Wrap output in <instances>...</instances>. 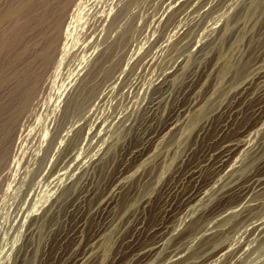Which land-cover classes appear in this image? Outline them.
I'll list each match as a JSON object with an SVG mask.
<instances>
[{
    "label": "rangeland",
    "instance_id": "1",
    "mask_svg": "<svg viewBox=\"0 0 264 264\" xmlns=\"http://www.w3.org/2000/svg\"><path fill=\"white\" fill-rule=\"evenodd\" d=\"M8 1L3 6L0 0L1 13L18 2ZM94 1L101 8L113 7V12L123 8L121 23L117 20L103 43L110 49L95 62L82 90L78 81L77 92L70 88L74 102L68 114L61 111L68 89L61 92L79 54L67 56V67L63 63L56 72L55 64L45 76L44 92L30 107L32 122L40 129L46 123L49 131L52 123H61L62 130L68 129L62 134L69 133L55 155L33 160L37 143L28 140L21 154L15 147L10 152L14 157L9 155L1 167L5 177L0 175V264H264V0H254L252 7L250 0H127V5L126 0ZM250 28H256L254 33ZM218 49L221 58L225 54L222 59ZM90 59L85 69L95 60ZM222 63L232 65L225 69ZM78 125L82 131L74 133ZM69 134L77 139L72 136L66 148ZM105 158L112 159V165ZM21 167L26 175H20Z\"/></svg>",
    "mask_w": 264,
    "mask_h": 264
},
{
    "label": "bare ground",
    "instance_id": "2",
    "mask_svg": "<svg viewBox=\"0 0 264 264\" xmlns=\"http://www.w3.org/2000/svg\"><path fill=\"white\" fill-rule=\"evenodd\" d=\"M18 2H16V4L12 5V4H8L5 6V9L4 11L1 13L0 12V25L5 21H7L3 26L2 30H0V170H1V167H4L6 166V163L7 162V159L9 157V155H12L13 154H10V152L16 147L18 148V150L20 148L23 147V144L26 145V142L28 140H31V142H36L37 146V150L35 151V153L33 155H31L30 153L27 152V154H30L32 157H33V160L37 157L38 159L46 156L48 153L50 152H53L54 155H55V150L58 149L60 146V143H61V140L62 139H65L66 136H68L67 134L69 133L68 131L67 132H64L62 134V131H64L66 128L64 126V130H62L60 124H56V123H52V127L49 131V129L46 127V123H45V128H39L37 124H34L35 122H32V118H31V115L33 113H31V106L33 105L34 101L35 100H38L39 98V95H41V92L43 91V87H45V76L47 75V73L49 71H51L50 69L52 68V66H55V69L54 71L58 72L57 69L60 67H64V65H62L64 62H65V59H67V56L70 55L71 57V54H72V57L73 55H77L79 54V61L78 63L74 64L75 67H73L71 70L72 73L71 76H70V80L67 79V76H66V79H67V84L63 87V92L61 93H64V91L66 89L67 92L66 94H64V98H63V103H62V108H61V111L63 112V114L70 112L69 108L71 109V106L73 105V102H74V98H71L70 96V88L71 87H74L75 83L78 81V84H77V88H79V85L81 86V84L85 81V78L90 75H92L91 73L92 72V69L94 68V65L96 64L95 62L98 60V59H101L102 56L106 55L107 53V49H110V48H105L104 46L106 45L105 43H107V37L108 35L111 34L113 28H114V25L120 20H118L119 17H121V14H122V9L120 10H116L114 9L115 12L112 11V6L111 5H108V6H111L112 8H109V9H105V8H101V7H98L96 2H98V0H95L93 3V0H17ZM102 1V0H100ZM104 1V0H103ZM129 1V0H128ZM126 0V4L127 5V2ZM133 1V0H131ZM258 1V0H257ZM262 1V0H261ZM2 2V0H1ZM5 2V0L3 1ZM2 2V4H3ZM7 2H9L7 0ZM122 2V1H121ZM124 2V1H123ZM145 2V1H144ZM149 2V1H148ZM175 2V1H174ZM230 2V1H229ZM249 2L250 3H247L251 5V7L253 6L252 3H255L254 0H250ZM264 2V1H263ZM181 3V2H180ZM102 4V2H101ZM124 4V3H123ZM176 4V3H175ZM244 4V3H243ZM261 4V3H260ZM259 4V5H260ZM1 5V4H0ZM222 5V4H221ZM241 5V4H240ZM249 5V6H250ZM255 5V4H254ZM264 6V4H262ZM261 5V6H262ZM4 6V4H3ZM187 6V4H186ZM200 6V5H199ZM248 6V8H250ZM120 7V6H119ZM123 7V6H122ZM126 7V6H125ZM130 7V6H129ZM152 7V6H151ZM184 7V6H183ZM195 7V6H194ZM202 7V6H201ZM215 7V6H214ZM217 7V6H216ZM256 7V6H255ZM4 8V7H3ZM127 8V7H126ZM242 8V7H241ZM264 9V7H262ZM118 9V8H117ZM194 9V8H193ZM208 9V8H207ZM210 9V8H209ZM215 9V8H214ZM247 9V7H246ZM257 9V8H256ZM144 10V9H143ZM158 10V8H157ZM176 10V9H175ZM220 10V9H218ZM250 10V9H249ZM248 11V10H246ZM246 11H244L246 13ZM256 11V10H255ZM254 11V12H255ZM259 11V10H258ZM264 11V10H263ZM125 12V11H124ZM146 12V11H145ZM165 12V11H164ZM215 12V11H214ZM242 12V10H241ZM252 12V11H251ZM126 13V12H125ZM129 13V11H128ZM134 13V12H133ZM238 13V12H237ZM260 13V11H259ZM262 13V12H261ZM136 14V13H135ZM191 14V13H190ZM204 14V13H203ZM209 14V13H208ZM221 14V13H220ZM248 14V12H247ZM246 14V15H247ZM264 14V13H263ZM123 15V14H122ZM150 15V14H149ZM206 15V14H205ZM241 15L244 16L243 12L242 14H239V17H241ZM254 15V14H253ZM242 16V17H243ZM123 17V16H122ZM126 17V14L125 16ZM133 17V16H132ZM200 17V16H199ZM238 17V16H236ZM235 17V18H236ZM241 17V19H242ZM253 17V16H252ZM145 18V17H144ZM207 18V17H206ZM251 18V17H250ZM255 18V17H254ZM258 20L261 18L259 17H256ZM264 18V16H263ZM191 19V18H190ZM200 19V18H199ZM230 19V17H229ZM244 19V18H243ZM262 19V18H261ZM118 20V21H117ZM238 20V19H237ZM167 21V20H166ZM196 21V20H195ZM213 21V20H212ZM239 21H243V20H239ZM238 21V22H239ZM245 21V19H244ZM254 21V20H253ZM257 21V20H256ZM168 22V21H167ZM230 22V21H229ZM262 22V21H261ZM261 22H260V25H261ZM121 23V22H120ZM119 23V24H120ZM211 23V22H210ZM232 23V22H231ZM258 23V21H257ZM118 24V25H119ZM264 23H262V26H263ZM129 25V23L127 24ZM132 25V23H131ZM129 25V26H131ZM167 25V24H166ZM229 25V24H227ZM226 25V27H227ZM124 26V25H123ZM143 26V25H142ZM203 26V25H202ZM222 26V25H221ZM231 26V24H230ZM228 26V27H230ZM125 27H126V24H125ZM124 27V28H125ZM139 27V26H138ZM170 27V26H169ZM225 27V26H224ZM237 27V26H236ZM243 27V25H242ZM254 27V25H253ZM264 27V26H263ZM119 28V27H117ZM123 28V29H124ZM128 28V26H127ZM152 28V27H151ZM161 28V27H160ZM164 28V27H163ZM199 28V27H198ZM223 28V27H222ZM233 28V27H232ZM230 27V30L232 29ZM122 29V30H123ZM126 29V28H125ZM147 29V28H146ZM188 29V28H187ZM186 29V30H187ZM252 29V28H250ZM256 29V28H255ZM255 29L253 30V33L255 31ZM120 30V29H119ZM127 31H129L128 29H126ZM171 30V29H170ZM224 30V29H223ZM222 30V31H223ZM225 30H227L225 28ZM229 30V28H228ZM227 30V32H228ZM264 30V29H263ZM141 31V30H140ZM146 31V30H145ZM185 31V30H183ZM211 31V30H210ZM209 31V32H210ZM216 31V30H215ZM221 31V32H222ZM232 31V30H231ZM239 31V30H238ZM132 32V31H131ZM158 32V31H157ZM245 32V31H244ZM139 33V32H138ZM149 33V32H148ZM191 33V32H189ZM229 33V32H228ZM233 33V32H232ZM241 33V31L239 32ZM238 33V34H239ZM249 33V32H248ZM119 34H121V32H119ZM153 34V33H152ZM196 34V33H195ZM218 34V33H217ZM225 34H226V31H225ZM235 34V33H234ZM242 34V33H241ZM240 36H243L241 35ZM252 34V33H251ZM262 34V33H261ZM112 35V34H111ZM123 35V34H122ZM144 35V34H143ZM157 35V34H156ZM160 35V34H159ZM181 35V34H180ZM221 35H223L224 37V34L221 33ZM237 35V34H236ZM119 36V35H118ZM124 36V35H123ZM158 36V35H157ZM192 36V35H191ZM110 37V36H109ZM114 37V36H112ZM189 37V36H188ZM226 37V36H225ZM237 37V40L240 39V37L236 36ZM116 38V36H115ZM121 38V36H120ZM176 38V37H175ZM187 38V37H185ZM192 38V37H191ZM232 38H234L235 40V37L232 36ZM245 38V37H244ZM263 38V37H262ZM122 39H125L122 37ZM188 39V38H187ZM220 39V37H219ZM222 39V38H221ZM117 40V39H116ZM182 40V39H181ZM185 40V39H183ZM190 40V38H189ZM208 40V39H207ZM206 40V41H207ZM233 40V39H232ZM243 40V39H242ZM245 40V39H244ZM249 40V39H248ZM110 41H112V39H110L108 41V43H110ZM119 41V39L117 40ZM114 40V42H117ZM122 41V40H121ZM124 41V40H123ZM157 41V40H156ZM180 41V40H179ZM178 41V42H179ZM188 41V40H186ZM214 41V40H213ZM212 41V42H213ZM223 41V40H222ZM241 41V40H239ZM238 41V42H239ZM247 41V39H246ZM253 41V39H252ZM251 41V42H252ZM259 41V40H258ZM120 42V41H119ZM162 42V41H161ZM175 42V41H174ZM182 42V41H181ZM229 42V41H228ZM250 42V44H251ZM103 43L105 44L103 46ZM113 42H111L112 44ZM167 43V42H166ZM187 43V42H185ZM201 43V42H200ZM234 44H236V42H233ZM233 43H231V45H233ZM245 43V42H244ZM254 43V41L252 42V44ZM259 43V42H258ZM111 44L109 45V47L111 46ZM114 44V43H113ZM118 44V43H117ZM178 45V43H176ZM180 44V42H179ZM205 44V43H203ZM238 44V43H237ZM236 44V45H237ZM241 44V43H240ZM108 45V44H107ZM120 45L121 47V44H118ZM123 45V43H122ZM207 45V44H206ZM229 45V44H228ZM230 45V46H231ZM239 45V44H238ZM259 45V44H258ZM261 45V43H260ZM263 45V44H262ZM117 46V45H116ZM201 46V45H200ZM205 46V45H204ZM235 46V45H234ZM245 46V45H244ZM112 47V46H111ZM119 47V48H120ZM181 47V46H180ZM227 47V46H226ZM138 48V47H137ZM177 48V47H176ZM188 48V47H187ZM203 48V47H202ZM215 48V47H214ZM231 48V47H230ZM229 48V49H230ZM236 48V47H234ZM233 46H232V50L234 49ZM249 48V47H248ZM253 48V46H252ZM260 48V47H259ZM175 49V48H173ZM172 49V50H173ZM179 49V47H178ZM177 49V50H178ZM241 49H243L241 47ZM115 50V49H114ZM119 50V49H118ZM176 50V49H175ZM185 50V49H184ZM219 50V49H218ZM224 50V49H223ZM244 50V49H243ZM250 50V49H249ZM127 51V50H126ZM144 51V50H143ZM166 51H169L168 49ZM203 51V50H202ZM216 51V50H215ZM231 51V50H230ZM235 51V50H234ZM241 51V50H240ZM248 51V50H247ZM261 50H259L260 52ZM112 51L110 50V53ZM120 52V51H119ZM118 52V53H119ZM136 52V51H135ZM214 52V51H213ZM220 52L221 50H219V54H217L218 57H220ZM242 52V51H241ZM256 51H254L255 53ZM262 52H263V49H262ZM109 53V52H108ZM117 53V51H116ZM115 53V54H116ZM174 53V51H173ZM182 53V52H181ZM180 53V54H181ZM228 53V52H227ZM234 53V52H233ZM114 54V55H115ZM167 54V53H166ZM196 54V53H195ZM241 54V53H240ZM260 53H258L259 55ZM112 55V54H111ZM121 55V54H120ZM123 55V53H122ZM147 55V54H146ZM150 55V54H149ZM170 55V54H169ZM223 55H225L223 53ZM222 56L225 57V56ZM231 55V54H230ZM228 55V56H230ZM236 55H237V52H236ZM257 55V54H256ZM257 55V56H258ZM261 55V54H260ZM145 56V55H144ZM157 56V55H156ZM215 56V57H217ZM227 56V57H228ZM240 56V55H239ZM75 57V56H74ZM73 57V58H74ZM89 57L92 59V58H95L94 62L90 65V68L89 69H85L87 68L86 65H87V61L89 59ZM111 57V56H110ZM167 57V56H166ZM194 57V56H193ZM232 57V56H231ZM76 58V57H75ZM114 57H112L113 59ZM119 58V57H118ZM196 58V57H195ZM199 58V56H198ZM203 58V57H202ZM221 58V57H220ZM221 58V59H222ZM257 58V57H256ZM263 58V57H262ZM91 59H90V62H91ZM105 58L102 59V61L104 60ZM171 59V58H170ZM218 59V58H217ZM220 59V60H221ZM228 59V58H227ZM230 61H231V58H229ZM228 59V61H229ZM70 60V59H69ZM93 60V59H92ZM122 60V58H121ZM161 60V59H160ZM174 60V59H173ZM194 60V59H193ZM214 60V59H213ZM219 60V62L221 63V61ZM225 61V59H223ZM233 60V59H232ZM255 60V59H254ZM262 60V59H261ZM74 61V59H73ZM76 61V60H75ZM105 61V60H104ZM204 61V60H203ZM209 61V60H208ZM212 61V60H211ZM227 61V60H226ZM238 63H239V60H237ZM242 61V60H241ZM240 61V63H241ZM71 62V60H70ZM217 62V61H216ZM250 62H253V61H250ZM73 63V62H71ZM237 63V64H238ZM65 64V63H64ZM67 64H69V62H67ZM90 64V63H89ZM103 64V62H102ZM100 64V65H102ZM111 64V63H110ZM218 64V63H217ZM223 64V63H222ZM230 64V63H229ZM228 62L226 65H229ZM62 65V66H61ZM66 65V64H65ZM97 65H98V62H97ZM99 65V66H100ZM112 65V64H111ZM115 65V64H114ZM224 65V64H223ZM232 65V64H231ZM230 65V66H231ZM236 64H234V60H233V65L232 66H235ZM241 65V64H239ZM238 65V67H239ZM242 65H243V62H242ZM68 65H66L67 67ZM70 66V65H69ZM73 65H71L72 67ZM98 66V67H99ZM126 66V65H125ZM159 66V65H158ZM189 66V65H188ZM214 66V65H213ZM221 66V64H220ZM225 66V65H224ZM230 66H225V69ZM245 66V64H244ZM243 66V67H244ZM66 67H65V70H66ZM131 67V66H130ZM222 67V66H221ZM237 67V65H236ZM235 67V68H236ZM256 67V65H255ZM109 68V67H108ZM157 68V67H156ZM198 69V68H197ZM200 69V68H199ZM219 69L221 70V68L219 67ZM224 69V70H225ZM233 70V68H231ZM238 70V68H236ZM240 69V67H239ZM243 69V68H242ZM240 69V70H242ZM62 70V69H61ZM70 70V71H71ZM94 70V69H93ZM192 70V69H191ZM217 70V69H216ZM223 70V71H224ZM230 70V69H229ZM228 70V71H229ZM53 71V70H52ZM68 71V70H67ZM105 71V70H104ZM223 71H221L223 73ZM231 71V70H230ZM234 71L236 72V70L234 69ZM254 71V70H253ZM131 72V71H130ZM129 72V73H130ZM147 72V71H146ZM233 72V73H235ZM238 72V71H237ZM50 73V72H49ZM61 73V71H60ZM63 73H64V69H63ZM67 73V72H66ZM97 73V72H96ZM211 73V72H210ZM218 73V72H217ZM221 73V74H222ZM241 73V72H240ZM245 73V72H244ZM243 73V74H244ZM251 73V72H250ZM56 75V73H54ZM58 74V73H57ZM102 74V73H101ZM109 74V73H108ZM226 73L223 74V76L225 75ZM232 74V73H231ZM236 74V73H235ZM234 74V75H235ZM105 75V74H104ZM115 75V74H114ZM194 75V74H193ZM196 75V74H195ZM200 75V74H199ZM216 75V73H215ZM230 75V74H229ZM233 75V74H232ZM62 76V75H61ZM102 76V75H101ZM109 76V75H108ZM206 76V75H205ZM221 75V78L223 77ZM227 76V75H226ZM231 76V75H230ZM57 77V76H56ZM59 77H60V74H59ZM96 77V76H95ZM103 77V76H102ZM198 77V76H197ZM211 77V76H210ZM220 77V76H219ZM218 77V78H219ZM236 77V76H235ZM55 78V77H54ZM58 78V77H57ZM55 78V79H57ZM65 79V77H63ZM108 78V77H107ZM224 78H226L224 76ZM234 78V77H233ZM62 79V77H61ZM62 79V80H64ZM89 79V78H88ZM201 79V78H200ZM229 79V78H228ZM237 78H235L236 80ZM248 79V78H247ZM95 80V79H94ZM105 80V79H104ZM197 80V79H196ZM219 80V79H218ZM224 80V79H223ZM47 81V79H46ZM93 81V80H92ZM107 81V80H106ZM198 81V80H197ZM202 81V80H201ZM207 81V80H206ZM209 81V80H208ZM62 82V81H61ZM90 82V81H89ZM88 82V83H89ZM109 82V81H107ZM188 82V81H187ZM194 82V81H193ZM192 82V83H193ZM215 82V80H214ZM218 82V81H217ZM231 82V81H230ZM237 82V81H236ZM49 83V82H48ZM98 83V82H97ZM234 83V82H233ZM64 84V82H63ZM92 84H94L92 82ZM96 84V83H95ZM188 84V83H187ZM219 84H220V81H219ZM222 84V83H221ZM224 84V83H223ZM50 85V83H49ZM67 85H70L69 88H67ZM97 85V84H96ZM191 85V84H190ZM214 85V84H212ZM57 86V85H56ZM83 86V84H82ZM82 86H81V90H82ZM100 86V84H99ZM208 86V85H207ZM221 86V85H220ZM231 86V85H230ZM54 87V85H53ZM94 87V86H93ZM217 87V86H216ZM222 87V86H221ZM220 87V89H221ZM52 88V87H51ZM57 88V87H56ZM154 88V87H153ZM205 88V87H204ZM223 88V87H222ZM236 88V87H235ZM46 89V88H44ZM54 89V88H53ZM74 89H76V86L74 87ZM100 89V88H99ZM120 89V88H119ZM156 89V88H155ZM217 89H219V87H217ZM220 89L218 91H220ZM240 89V87H239ZM47 90H50L49 87ZM60 90V89H59ZM79 90V89H78ZM127 90V89H126ZM135 90V88H134ZM184 90V89H182ZM57 91V90H55ZM54 91V92H55ZM74 91V90H73ZM152 91V90H151ZM159 91V89H158ZM217 91V93H218ZM44 92V91H43ZM76 92H77V89H76ZM81 91L79 90L78 93H80ZM209 92V91H208ZM221 92V91H220ZM236 92V91H235ZM238 92V91H237ZM94 93V92H93ZM188 93V92H187ZM190 93V92H189ZM223 93V92H222ZM221 93V94H222ZM231 93V92H230ZM45 94V93H44ZM51 94V93H50ZM57 94V93H56ZM59 94H60V91H59ZM95 94V93H94ZM131 94V93H130ZM234 94V93H233ZM97 95V94H96ZM149 95V93H148ZM215 95V94H214ZM220 95V94H219ZM236 95V94H235ZM238 95V94H237ZM49 96V95H48ZM51 96V95H50ZM56 95H54V99L57 98L55 97ZM60 96V95H59ZM131 96V95H130ZM129 96V97H130ZM227 96V95H226ZM86 97V96H84ZM215 97V96H214ZM53 98V97H52ZM202 98V97H201ZM53 99V100H54ZM58 99V98H57ZM60 99V98H59ZM211 99V98H210ZM44 100V99H43ZM42 100V101H43ZM46 100V99H45ZM52 100V102L50 101V105L53 106L51 103H53L54 101ZM56 100V99H55ZM233 100V99H232ZM41 101V102H42ZM39 102V103H41ZM49 102V100H48ZM57 102V101H56ZM59 102V101H58ZM57 102V103H58ZM88 103V101H86ZM173 102V101H171ZM212 102V101H211ZM45 104H47L45 101H44ZM60 103V102H59ZM196 103V102H195ZM213 103V102H212ZM36 104V103H35ZM44 104V105H45ZM48 104V105H49ZM54 104V103H53ZM75 104V103H74ZM172 104V103H171ZM211 104V103H210ZM216 105V104H215ZM34 106V105H33ZM46 106V105H45ZM44 106V107H45ZM56 107L58 106L57 104L55 105ZM60 106V105H59ZM58 106V107H59ZM207 106V105H206ZM36 107H37V104H36ZM41 108V106H38ZM76 107V106H75ZM113 107V106H112ZM116 107V106H114ZM113 107V108H114ZM124 107V105H123ZM205 107V106H204ZM223 107V106H222ZM54 108V107H53ZM52 108V109H53ZM118 108V107H117ZM127 108V107H126ZM195 108V107H194ZM38 109V108H37ZM45 109V108H43ZM197 109V108H196ZM206 109V107H205ZM204 109V111H205ZM209 109L210 106H209ZM213 109V108H212ZM219 109V108H218ZM49 113V109H46ZM58 110V108H57ZM69 110V111H68ZM84 110V109H83ZM114 110V109H113ZM34 110H32L33 112ZM38 111V110H37ZM36 111V112H37ZM39 111L41 112L42 109H39ZM39 111H38V114H39ZM54 111V110H52ZM51 111V112H52ZM60 111V110H58ZM61 111L59 113H61ZM68 111V112H67ZM78 111L80 112L81 110L78 109ZM211 111V110H210ZM73 112V111H72ZM192 112V111H191ZM203 112V111H202ZM45 113V112H44ZM53 113V112H52ZM57 113V112H56ZM75 113V111H74ZM189 113V112H188ZM204 113V112H203ZM206 113H210L208 112V110H206ZM35 114V113H34ZM77 114V113H76ZM84 114V113H83ZM190 114V113H189ZM188 114V115H189ZM37 115V113H36ZM58 115V114H56ZM62 115V113L60 114ZM194 115V114H193ZM192 115V116H193ZM197 115V114H196ZM215 115V114H213ZM220 115V114H219ZM59 116V115H58ZM73 116V115H72ZM117 116V115H116ZM198 116V115H197ZM57 117V116H56ZM69 117V116H67ZM112 117V116H111ZM191 117V115L189 116ZM200 117V116H199ZM202 117V116H201ZM216 117V116H215ZM220 117V116H219ZM38 118V117H37ZM41 118V117H40ZM46 118L45 116L43 117V119ZM52 118V117H51ZM50 118V119H51ZM55 118V117H53ZM52 118V119H53ZM195 118V117H194ZM35 118L33 117V120ZM49 119V117L47 118ZM110 119V118H109ZM137 119V118H136ZM202 119V118H201ZM45 120V119H44ZM60 120V118H59ZM63 120V123L66 124V122H64V119H61ZM66 120V119H65ZM189 120V119H188ZM187 120V121H188ZM199 120V119H198ZM197 120V121H198ZM206 120V119H205ZM37 122H39L40 124V121L36 120ZM49 121V120H48ZM46 121V122H48ZM54 121V120H53ZM58 120H56L55 122H57ZM137 121V120H136ZM186 121V120H185ZM191 121V120H190ZM220 121V120H219ZM243 121V120H242ZM45 122V121H44ZM51 122V120L49 121ZM60 122V121H59ZM192 122V121H191ZM190 122V123H191ZM194 122V121H193ZM216 122V121H215ZM237 122V121H236ZM58 123V122H57ZM62 123V125H63ZM68 123V122H67ZM74 123V122H73ZM121 123V122H120ZM187 123V122H186ZM50 124V123H48ZM139 124V123H138ZM209 124V123H208ZM241 124V123H240ZM75 125V124H74ZM82 125V123H81ZM134 125V124H133ZM190 125V124H189ZM236 125V124H235ZM49 126V125H48ZM135 126V125H134ZM192 126V125H190ZM208 126V125H207ZM70 127V126H69ZM216 127V126H215ZM82 126H79L78 125V128L74 130V133H78L80 131H82ZM134 128V127H133ZM180 128V126L178 127V129ZM185 129H186V132H187V127L185 126ZM193 129V127H191V130ZM210 129V128H209ZM263 129V128H262ZM68 130V129H66ZM65 130V131H66ZM112 130V129H111ZM84 131V130H83ZM180 131H184L183 130H180ZM185 132V131H184ZM190 132V130L188 131ZM259 132V131H258ZM261 132V131H260ZM168 133V132H167ZM172 133V132H171ZM182 134V132H181ZM186 134V133H185ZM74 135V134H73ZM72 135V136H73ZM85 135V134H84ZM128 135V134H127ZM134 135V134H132ZM196 135V134H195ZM207 135V134H206ZM71 136V137H72ZM82 136V135H81ZM171 136V135H170ZM260 136V135H259ZM71 137H70V134H69V137L66 138V148H67V145L69 144V142H71ZM74 137V136H73ZM72 137V138H73ZM121 137V136H120ZM175 137V136H174ZM177 137V136H176ZM182 137V136H181ZM209 137V136H208ZM136 138V137H135ZM173 138V136L171 137V139ZM186 138V137H185ZM192 138V137H190ZM59 139V141H58ZM75 138L74 137V141H75ZM178 139V138H177ZM72 140V142H73ZM170 140V138H169ZM174 140V138H173ZM63 141V140H62ZM78 142V140H76ZM64 142V141H63ZM187 142H189L187 140ZM28 143V142H27ZM30 143V142H29ZM28 143V144H29ZM135 143V142H134ZM165 143V141L163 142V144ZM173 143V142H172ZM34 144V143H33ZM72 144V143H71ZM75 144V143H74ZM125 144V143H124ZM193 144V143H192ZM35 145V144H34ZM33 145V146H34ZM63 145V144H61ZM94 145V144H93ZM92 145V146H93ZM165 145V144H164ZM162 146V147H166V146ZM172 145V144H171ZM27 146V145H26ZM110 146V145H109ZM120 146V145H119ZM170 146V145H169ZM184 146V145H183ZM32 147V146H31ZM31 147H28L31 148ZM71 147V146H70ZM122 147V146H121ZM189 147V145L187 146ZM191 147V146H190ZM15 148V149H16ZM26 148V147H24ZM33 148V147H32ZM62 148V147H61ZM65 148V147H64ZM104 148V147H103ZM106 148V147H105ZM108 148V147H107ZM14 149V151H15ZM27 149V150H28ZM186 149V148H185ZM260 149V148H259ZM264 149V148H263ZM20 150H23L20 149ZM19 150V151H20ZM25 150V149H24ZM26 150V151H27ZM34 150H35V147H34ZM59 150H61L59 148ZM90 150V149H89ZM182 150V149H181ZM191 150V149H190ZM13 151V152H14ZM107 151V150H106ZM170 151V149H169ZM188 151V150H187ZM25 152V151H22V153ZM29 152L30 149H29ZM260 152V151H259ZM264 152V151H262ZM18 153V152H17ZM57 153H59V151H57ZM118 153V152H117ZM156 153V152H155ZM254 153V152H253ZM261 153V152H260ZM20 154H21V151H20ZM19 154V155H20ZM153 154V153H152ZM17 155V154H16ZM24 155V153L22 154V156ZM106 155V154H105ZM115 155V154H114ZM12 156L10 158H12ZM21 156V155H20ZM19 156V157H20ZM21 156V157H22ZM30 156V157H31ZM248 156V155H247ZM14 157V156H13ZM18 157V156H17ZM32 157H31V160H32ZM161 157V155H160ZM174 157V156H173ZM108 158V157H107ZM245 158V157H244ZM249 158V156H248ZM247 158V160H248ZM19 159H24L23 157L22 158H19ZM114 159V157H113ZM118 159V158H117ZM252 159V158H251ZM11 160V159H10ZM26 160V159H24ZM32 160V161H33ZM106 161H108L106 158H105ZM110 160V158H109ZM115 160V159H114ZM113 160V161H114ZM257 160V159H255ZM254 160V161H255ZM15 161V160H14ZM22 160L18 161V163L20 164ZM29 161V159H28ZM27 161V162H28ZM111 161H108L110 162L111 164ZM161 161V159H160ZM159 161V162H160ZM12 162V161H9V163ZM30 162V161H29ZM151 162V161H150ZM247 162V161H246ZM24 161L21 162V164H23ZM26 163V162H25ZM31 163V162H30ZM157 163V162H154V164ZM251 163V162H250ZM257 163V162H256ZM16 164V165H15ZM14 164V166H17V162ZM115 164V163H114ZM133 164V163H132ZM131 164V165H132ZM8 165V164H7ZM13 165V164H11ZM25 165V164H23ZM28 165V164H27ZM30 165V164H29ZM28 165V166H29ZM112 165V164H111ZM110 165V167H111ZM171 165V164H170ZM255 165V164H254ZM19 166V165H18ZM22 166V165H21ZM26 166V165H25ZM24 166V167H25ZM26 166V167H28ZM99 166V165H98ZM104 166V165H102ZM101 166V167H102ZM158 166V165H157ZM163 166V165H162ZM100 167V168H101ZM147 167V166H146ZM249 167V166H248ZM7 168V167H6ZM31 168V167H30ZM99 167H97L98 169ZM159 168V167H158ZM166 168V167H165ZM253 168V167H252ZM256 168V167H254ZM3 170H5V168H2ZM14 169H16V167H14ZM17 169H20L19 167H17ZM22 169V167H21ZM24 169V168H23ZM22 169V171H23ZM29 169V168H28ZM96 169V172H98ZM107 169V168H106ZM111 169V168H110ZM109 169V170H110ZM168 169V168H167ZM246 169V167H245ZM248 169V168H247ZM9 170V169H8ZM27 170V168H26ZM103 170V169H102ZM115 170V169H114ZM143 170V169H142ZM242 170V169H241ZM240 170V171H241ZM258 170V169H257ZM2 171V170H1ZM0 171V172H1ZM6 171V170H5ZM4 171V172H5ZM21 171V172H22ZM100 171V170H99ZM105 171V169H104ZM103 171V172H104ZM145 171V170H144ZM156 171V170H155ZM26 171L24 170L23 173H20V175L22 176V174H24ZM112 172H113V168H112ZM115 172V171H114ZM113 172V173H114ZM142 173V171H140ZM244 172V171H243ZM7 173V171H6ZM28 173V172H27ZM101 173V172H99ZM98 173V174H99ZM106 173V172H105ZM108 173V172H107ZM5 174V173H4ZM3 175H0L5 177ZM96 174V173H95ZM104 174V173H102ZM16 175V174H15ZM14 175V178H16V176H18V172H17V175L15 176ZM19 175V176H20ZM26 175V173H25ZM100 175V174H99ZM18 176V177H19ZM24 176V175H23ZM98 176V175H97ZM113 176V175H112ZM146 176V174H145ZM2 177V179H3ZM100 179L99 180H103L101 178V175L99 176ZM106 177H108L106 175ZM111 177V176H110ZM108 177V178H110ZM137 177V176H136ZM1 178V177H0ZM7 178V177H6ZM13 178V180H14ZM20 178V177H19ZM24 178V177H22ZM105 178V177H104ZM1 179V180H2ZM17 178H16V183H17ZM22 180V179H21ZM25 180V179H24ZM105 180V179H104ZM109 180V179H108ZM142 180V179H141ZM149 180V179H148ZM146 181V180H145ZM150 181V180H149ZM10 182V181H9ZM13 182V181H12ZM11 182V183H12ZM15 182V181H14ZM20 182V180L18 181ZM140 182V181H139ZM10 183V186L14 185V183L11 184ZM22 183V182H21ZM100 184L102 182H99ZM97 183V185L99 184ZM135 183V182H134ZM138 183V182H137ZM20 184V183H19ZM74 184V183H73ZM105 184V183H104ZM129 184V183H128ZM143 184V183H142ZM150 184V182H149ZM144 185V184H143ZM28 186V185H27ZM77 186V184H76ZM102 186V185H101ZM128 186V185H127ZM5 187V186H4ZM30 187V185H29ZM28 187V188H29ZM71 184H70V186ZM99 187V185L97 186ZM103 187V186H102ZM148 187V186H147ZM67 188V187H66ZM65 188V189H66ZM70 188V189H71ZM125 188V187H124ZM153 188V187H151ZM150 188V189H151ZM7 189H8V186H7ZM14 187H12V191H13ZM27 189V188H26ZM31 189V187H30ZM74 189V187H73ZM103 189V188H102ZM4 190V189H3ZM10 190V188H9ZM25 190V189H24ZM28 190V189H27ZM67 190V189H66ZM66 190L64 191L66 193ZM72 190V189H71ZM144 190V189H143ZM29 191V190H28ZM69 191V189L67 190ZM100 191V190H99ZM145 191V190H144ZM9 192V191H7ZM27 192V191H25ZM104 192V191H103ZM140 192V191H139ZM143 192V191H141ZM63 193V192H62ZM71 193V192H70ZM127 193V192H124V194ZM128 193H129V190H128ZM131 193V192H130ZM11 193H8V195L10 196ZM64 194V193H63ZM67 194V193H66ZM143 194V193H142ZM216 194V193H215ZM61 195V194H60ZM69 195V194H67ZM67 195H65L67 197ZM95 195V194H94ZM256 195V194H255ZM7 196V194H6ZM5 196V197H6ZM65 196L63 197L65 199ZM93 196V195H92ZM122 196H125V199L126 198V195H122ZM140 196V195H139ZM148 196V195H147ZM263 196V195H262ZM60 197V196H59ZM128 197V196H127ZM130 197V196H129ZM142 197V196H141ZM236 197V196H235ZM256 197V196H255ZM260 197V196H259ZM131 198V197H130ZM129 198V199H130ZM127 199V200H129ZM135 199V198H134ZM142 199V198H141ZM149 199V198H148ZM228 199V198H227ZM230 199V197H229ZM249 199V198H248ZM251 199V198H250ZM249 199V200H250ZM254 199V198H253ZM5 200V199H4ZM97 200V199H96ZM145 200V199H144ZM235 200V199H234ZM256 200V198H255ZM261 200V199H260ZM264 200V199H263ZM63 201V199H62ZM126 201V200H125ZM240 201V200H239ZM60 204H61V201H59ZM127 202H130V201H127ZM235 202V201H234ZM237 202V201H236ZM252 202V201H251ZM1 203V202H0ZM232 203V201H231ZM227 204V203H226ZM59 205V203H58ZM118 205V204H116ZM128 205V204H127ZM264 205V204H263ZM155 206V205H154ZM60 207V206H59ZM63 208V207H62ZM118 208V207H117ZM260 208V207H259ZM262 208V207H261ZM122 209V208H121ZM141 209V208H140ZM53 210V209H52ZM119 210V209H118ZM152 211V210H151ZM258 213V212H257ZM262 213V212H261ZM62 214V213H61ZM51 215V214H50ZM226 215V214H225ZM229 215V214H228ZM227 216V215H226ZM258 216V215H257ZM54 217V216H53ZM56 217V216H55ZM156 217V216H155ZM225 217V216H224ZM116 218V217H114ZM131 218V217H130ZM198 218V217H197ZM226 218V217H225ZM229 218V217H228ZM55 219V218H54ZM117 219V218H116ZM126 219V218H125ZM120 220V219H119ZM202 221V220H201ZM49 222V220H48ZM194 222V221H193ZM227 222V221H226ZM200 223V222H199ZM198 223V224H199ZM43 224V223H42ZM58 224V223H57ZM63 225V224H62ZM54 226V225H53ZM191 226V225H190ZM44 227V226H43ZM196 227V226H195ZM55 228V227H54ZM128 228V227H127ZM193 228V227H192ZM58 229V228H57ZM125 229V228H124ZM184 230V229H183ZM195 230V229H194ZM46 231V230H45ZM196 231V230H195ZM130 232V231H129ZM116 233V232H115ZM132 234V233H131ZM189 234V233H188ZM115 236V235H114ZM211 238V237H210ZM120 239V237H119ZM113 240V239H112ZM209 240V238H208ZM212 240V239H210ZM209 240V241H210ZM206 241V240H205ZM216 242V241H215ZM106 245V244H105ZM108 246V245H107ZM112 246V245H111ZM116 246V245H115ZM204 246V245H203ZM211 246V245H210ZM200 248V247H199ZM202 248V247H201ZM108 249L110 250V248L108 247ZM114 250V249H113ZM119 250V249H118ZM200 250V249H199ZM198 250V251H199ZM107 251V250H106ZM111 251V250H110ZM194 251V250H193ZM196 252V251H195ZM198 253V252H197ZM193 256V255H192ZM108 257V256H107ZM195 258V256H194ZM189 259V258H188ZM191 259V258H190ZM193 261V260H192ZM188 263V262H187ZM193 263V262H191Z\"/></svg>",
    "mask_w": 264,
    "mask_h": 264
}]
</instances>
